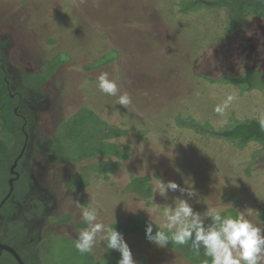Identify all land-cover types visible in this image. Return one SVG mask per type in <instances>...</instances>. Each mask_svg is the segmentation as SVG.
Masks as SVG:
<instances>
[{
	"label": "rangeland",
	"instance_id": "1",
	"mask_svg": "<svg viewBox=\"0 0 264 264\" xmlns=\"http://www.w3.org/2000/svg\"><path fill=\"white\" fill-rule=\"evenodd\" d=\"M182 1L0 0V58L7 69L30 71L26 85L43 91L51 103L37 126H29L36 160L32 174L57 201L51 221L68 225L56 235L45 233L43 264H117L120 259L118 251L99 243L91 254L76 250L74 240L85 225L75 200L96 207L98 222L114 226L116 221L136 264L206 259L203 250L182 255L146 239L149 213L159 225L163 205L175 197L188 199L199 212H245L264 227V146H241L213 135L236 121L264 116V20L250 14L229 34L228 8L199 5L183 11ZM13 72L8 80L20 90ZM102 72L116 80L121 94L130 95L127 108L96 87ZM242 75L254 77L255 87L224 80ZM228 95L235 99L222 115L216 113ZM15 104L11 101L9 115L0 117V140L8 147L0 158V202L25 140ZM180 116L204 132L179 124ZM45 138L54 139L59 155L70 160H48L40 147L56 146ZM133 142L138 153L130 151ZM158 178L182 187L187 179L198 195L177 191L161 197L153 193ZM2 261L15 264L10 256Z\"/></svg>",
	"mask_w": 264,
	"mask_h": 264
},
{
	"label": "clouds",
	"instance_id": "2",
	"mask_svg": "<svg viewBox=\"0 0 264 264\" xmlns=\"http://www.w3.org/2000/svg\"><path fill=\"white\" fill-rule=\"evenodd\" d=\"M96 80L99 91L116 97V104L123 108L131 104L130 95L127 92L120 93L116 80L110 78L109 73H100ZM234 99L233 95H228L224 103L217 105L214 111L222 115ZM257 122L264 130V116L259 117ZM129 147L130 151L136 149L139 152V145L135 142ZM185 181L186 186L182 187L175 181L165 182L158 178L153 193L167 197L169 192L178 191L182 196L187 194L189 198L196 197L198 193L191 182L188 180L191 184L189 187ZM75 203L80 207V218L85 225L74 240L76 250L82 255L91 254L99 243L104 245L106 251L115 250L120 253L117 264H136L123 233L115 227L116 221L114 226H106L98 222L99 212L96 207H82L78 200ZM160 207L153 202L154 210ZM163 207L161 223L157 225L153 214L148 212L150 220L145 228L146 239L156 246L164 248L169 243L188 245L197 254L203 250V256L206 257L203 264H264V227L254 224L245 212H239L236 216L222 215L215 208L199 212L194 210L188 199L180 197H175L171 204Z\"/></svg>",
	"mask_w": 264,
	"mask_h": 264
},
{
	"label": "flooded vegetation",
	"instance_id": "3",
	"mask_svg": "<svg viewBox=\"0 0 264 264\" xmlns=\"http://www.w3.org/2000/svg\"><path fill=\"white\" fill-rule=\"evenodd\" d=\"M0 63L6 73L14 70V83L21 88L19 90L12 86V81L8 80L6 74L5 80H7L10 90V97L16 100L15 115L21 120L25 137L19 155L10 166L12 168L17 163L14 173L9 172L8 192L0 202V244L12 247L24 264H43L41 255L42 244L46 240L45 233L56 235L58 233L55 231L57 228L68 225L51 221L55 218L51 212L57 209V201L47 189L38 185L32 174L36 160L32 158L30 153L34 136L29 132V126L32 123H34V127L37 126L40 114L45 115L51 109V103L45 99L43 91H38L25 84L24 73L21 70L7 69L1 58ZM30 114L34 116L32 120ZM25 178L28 183H25ZM11 180H13L14 189L10 194ZM68 215L73 217L71 213ZM12 225L15 226V230L12 229ZM5 256H10L15 264H19L17 257L6 250H0V264H4L2 259Z\"/></svg>",
	"mask_w": 264,
	"mask_h": 264
},
{
	"label": "trees",
	"instance_id": "4",
	"mask_svg": "<svg viewBox=\"0 0 264 264\" xmlns=\"http://www.w3.org/2000/svg\"><path fill=\"white\" fill-rule=\"evenodd\" d=\"M199 5L208 6V7H217V8H228L229 10L228 22H227L228 27L226 28V30L228 31L229 34H231L236 29H238L243 24L244 19L250 14H253L257 18L264 20V0H190V1L184 0L181 2V9L183 11H187ZM51 43H55V42L51 41ZM117 52L119 53L118 50ZM59 67H56V69L51 71L50 74L54 73ZM30 73H31L30 71H28L27 73H24V77H25L24 82L26 80V77L28 76L27 74H30ZM6 74H7L6 71L2 69L1 63H0V117L1 118H6L9 115L6 109L10 108L9 104H11V101H13L10 97V92H9L10 90L8 88L7 80H5ZM253 78L254 77L252 76L250 77L249 75H245V76L242 75L238 77L225 76V79L224 78L223 79L227 80L226 82H233L236 85L238 84L239 86L247 85V87L253 88L255 87V82H254L255 78L254 79ZM45 81L46 80H44V82ZM259 82L261 81L259 80ZM42 84H40L39 86L41 87ZM37 85L38 84H36V86ZM39 86H37V88H39ZM13 110H14V106L12 108V111ZM15 117L17 116L15 115ZM17 118L20 120L19 117ZM179 118H180V120H178L179 124L184 125L187 128L194 130L196 133L204 132V128L198 125L197 123L195 124V121L183 120L181 116ZM257 121L258 120H253V119H248L244 121H236L232 125V127L222 132L213 133V135L227 138L230 141H237L241 146H245L251 142H256L264 146V130L261 129ZM22 127L23 125H20L18 130L24 135ZM43 142L53 144L54 139H43ZM2 143L3 142L0 140V158L4 157V155L6 156V152L8 151V147L7 146L5 147V145ZM55 146L56 145L53 144L50 147H55ZM46 147L47 149H45L44 147H40V149L44 150L45 156L47 157L48 160L56 162V163H65V162H68V160H70V157H68V160H67L61 155H59L57 146L49 150H48V146ZM150 196L152 195H148L146 196V198ZM169 247L178 250L183 255H184V252L186 253L187 251L189 252V250H191V248L188 245L179 246V245H173L169 243ZM192 260L196 264H198V262L195 259H192ZM203 262L204 260H201L200 264H203Z\"/></svg>",
	"mask_w": 264,
	"mask_h": 264
},
{
	"label": "water",
	"instance_id": "5",
	"mask_svg": "<svg viewBox=\"0 0 264 264\" xmlns=\"http://www.w3.org/2000/svg\"><path fill=\"white\" fill-rule=\"evenodd\" d=\"M16 166H17V163H15L13 165V167L11 168V172L12 173H14V169H15ZM10 185H11V192H10V194H11L12 191H13V189H14V187H13V180L10 181ZM0 250L1 251L6 250V251L12 253L14 256L17 257V260H18L19 264H24V262L21 260V258L18 256V254L16 253V251L12 247H9L7 245L0 244Z\"/></svg>",
	"mask_w": 264,
	"mask_h": 264
},
{
	"label": "crops",
	"instance_id": "6",
	"mask_svg": "<svg viewBox=\"0 0 264 264\" xmlns=\"http://www.w3.org/2000/svg\"><path fill=\"white\" fill-rule=\"evenodd\" d=\"M148 242V241H147ZM151 243V242H150ZM158 247V246H157ZM165 248H169V249H172L173 251H178V250H176V249H173V248H170L169 247V245L167 246V247H165ZM179 252V251H178ZM182 254V253H181ZM183 255V254H182Z\"/></svg>",
	"mask_w": 264,
	"mask_h": 264
}]
</instances>
